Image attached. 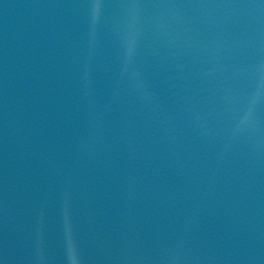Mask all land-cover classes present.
Instances as JSON below:
<instances>
[{
  "label": "water",
  "instance_id": "water-1",
  "mask_svg": "<svg viewBox=\"0 0 264 264\" xmlns=\"http://www.w3.org/2000/svg\"><path fill=\"white\" fill-rule=\"evenodd\" d=\"M0 264H196L162 221L98 168L0 145Z\"/></svg>",
  "mask_w": 264,
  "mask_h": 264
}]
</instances>
